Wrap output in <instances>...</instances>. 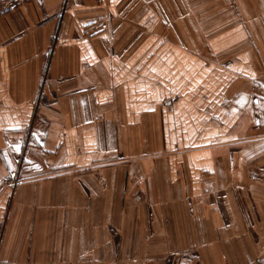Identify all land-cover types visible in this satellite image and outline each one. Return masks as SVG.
I'll return each mask as SVG.
<instances>
[{"label": "crops", "instance_id": "1", "mask_svg": "<svg viewBox=\"0 0 264 264\" xmlns=\"http://www.w3.org/2000/svg\"><path fill=\"white\" fill-rule=\"evenodd\" d=\"M235 1L0 17V264H264V0Z\"/></svg>", "mask_w": 264, "mask_h": 264}, {"label": "rangeland", "instance_id": "2", "mask_svg": "<svg viewBox=\"0 0 264 264\" xmlns=\"http://www.w3.org/2000/svg\"><path fill=\"white\" fill-rule=\"evenodd\" d=\"M235 1V0H234ZM236 2V1H235ZM239 2H242L243 3V6H246V0H240ZM259 7H261L262 6V4H263V1L262 0H255L254 1ZM218 4L220 5V4H222V6L224 7V8H226V7H228V9H232L231 7H235V5L233 4V0H218ZM239 18V20L241 21H244V19L246 18L245 16H242V17H238ZM241 21V22H242ZM262 164L261 163H256V165L254 166V170H253V172H252V174H251V177H252V179H256V180H260V181H263L264 182V169H262L260 166H261ZM235 243L237 242V241H234ZM238 242H241V243H244L245 241H238ZM237 242V243H238ZM236 243V244H237Z\"/></svg>", "mask_w": 264, "mask_h": 264}, {"label": "built area", "instance_id": "3", "mask_svg": "<svg viewBox=\"0 0 264 264\" xmlns=\"http://www.w3.org/2000/svg\"><path fill=\"white\" fill-rule=\"evenodd\" d=\"M27 0H0V17L24 6ZM12 184L18 185L19 179L17 176L11 177Z\"/></svg>", "mask_w": 264, "mask_h": 264}]
</instances>
